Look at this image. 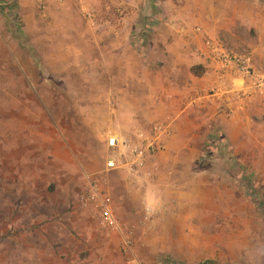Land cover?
Segmentation results:
<instances>
[{
	"label": "rangeland",
	"instance_id": "rangeland-1",
	"mask_svg": "<svg viewBox=\"0 0 264 264\" xmlns=\"http://www.w3.org/2000/svg\"><path fill=\"white\" fill-rule=\"evenodd\" d=\"M27 1L32 12L26 25L18 0H0V264H134L119 238L99 228L95 206L83 200L96 178L119 223L134 233L133 258L264 264V105L254 108L247 136L231 141L213 123L197 145L195 163H153L154 174L143 177L147 185L104 172L106 139L91 134L88 119L100 105L88 103L86 71L59 73L45 63L61 42L56 33L151 28L179 38L203 33L204 43L215 40L221 53L250 56L264 73L252 48L264 37V0H118L121 6L96 0L93 21L77 0ZM78 42L91 49L90 40ZM185 42L189 50L198 45ZM190 65L198 74V62ZM127 180L140 188L134 195L122 186ZM148 203L154 213L146 220Z\"/></svg>",
	"mask_w": 264,
	"mask_h": 264
},
{
	"label": "crops",
	"instance_id": "crops-1",
	"mask_svg": "<svg viewBox=\"0 0 264 264\" xmlns=\"http://www.w3.org/2000/svg\"><path fill=\"white\" fill-rule=\"evenodd\" d=\"M112 1L115 6L122 4L118 0ZM29 2L18 0L20 23L26 25L32 12L28 9L31 8ZM95 3L96 0H88L84 5L80 3L87 13L94 14V20L99 13ZM56 5L63 8L65 4L60 2ZM148 5L153 6L149 2ZM119 29L109 28L95 35H77L71 31L56 33L61 42L51 47L54 50L53 60L45 62L52 63V68L56 66L59 73L86 71V84L92 92L88 103L100 105L95 109L98 113L88 118L94 124L91 125V134L98 140L105 142L106 139L103 146L107 149V158L111 153L107 146L109 137L132 139L136 143L137 132L156 123H170L172 134L164 139L165 150L156 154L147 165L153 174V163H195L200 152L197 145L203 144L205 135L211 134L213 123L215 132L222 134L225 131L231 141V137L238 134L247 136L253 110L264 105V98L235 99L225 94L230 90L224 87V83L230 82L240 88V81L213 63L212 50L206 44L211 40L204 43L206 37L203 33L187 32L179 38L169 32H154L151 28L144 33H132L123 27L121 31ZM50 36L54 37V34ZM185 37L188 41H198V45L189 50L186 45L190 42H185ZM260 39H263L261 44L252 48L256 65L264 67V37L260 36ZM78 40H90L88 45L91 49L77 47L81 45ZM191 60L200 65L198 74L193 72ZM52 68L45 70L52 71ZM215 89H220V93L217 92L220 97L211 96V91ZM226 112L230 113V118H227ZM118 172L133 179L128 171ZM141 182L150 185L147 179ZM130 185L127 180L122 186L131 189L133 195L140 190L138 186L135 189ZM149 204L145 208L153 207Z\"/></svg>",
	"mask_w": 264,
	"mask_h": 264
},
{
	"label": "built area",
	"instance_id": "built-area-1",
	"mask_svg": "<svg viewBox=\"0 0 264 264\" xmlns=\"http://www.w3.org/2000/svg\"><path fill=\"white\" fill-rule=\"evenodd\" d=\"M77 1L84 4L88 0ZM87 16L91 21L95 17L92 13H87ZM206 44L212 50L211 56L213 59L219 62L220 70L236 76L240 81V88L232 83L230 84V82L224 83V87H228L230 90L226 91L225 94L232 95L235 99L264 95V73H258L254 69L250 56H230L221 53L212 42L208 41ZM218 90L220 89L211 91V96L217 98L220 93ZM171 134L172 126L170 123H156L138 131L135 136L136 143L132 139L121 140L116 136L109 137L107 139V146L111 153L106 160L104 172L128 171L133 179L138 182H141L143 177L151 178L152 175L147 169V165L156 154L165 150L164 139ZM100 184V179H92L90 191L83 197L87 205L95 206L98 214L99 228L105 231L107 235L119 238V248L126 255L129 262L148 264L133 258L135 254L134 233L119 223L112 207L111 198L103 195ZM153 213L154 210L150 206L147 207L145 219L149 220V217Z\"/></svg>",
	"mask_w": 264,
	"mask_h": 264
},
{
	"label": "trees",
	"instance_id": "trees-1",
	"mask_svg": "<svg viewBox=\"0 0 264 264\" xmlns=\"http://www.w3.org/2000/svg\"><path fill=\"white\" fill-rule=\"evenodd\" d=\"M137 33H141V32L137 31ZM207 264H208V263H207Z\"/></svg>",
	"mask_w": 264,
	"mask_h": 264
}]
</instances>
